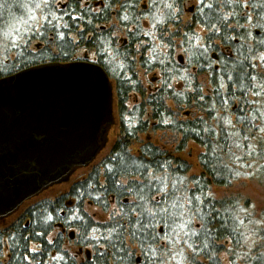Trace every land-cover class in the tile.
Wrapping results in <instances>:
<instances>
[{"label":"trees","instance_id":"trees-1","mask_svg":"<svg viewBox=\"0 0 264 264\" xmlns=\"http://www.w3.org/2000/svg\"><path fill=\"white\" fill-rule=\"evenodd\" d=\"M60 1L63 2L61 7L66 6V2H71ZM83 1L86 0H81L74 13L82 19L78 22L70 21L74 25L79 23L78 29L75 26L72 31L62 29L66 32L64 40L56 39L46 44L34 41L24 51L12 48L10 41L19 39L17 29L25 32L33 23L32 17L41 15V10L32 7L38 0H0V78L45 63L92 61L104 69L113 83L115 100V135L108 154L94 163L85 176L74 181L71 191L66 194V197L75 200L73 218L66 222L58 214L60 207L57 206L60 203L52 206L50 200L43 199L32 206L26 215H22L24 218L21 216L10 226L0 228V248L6 242L10 253L7 264H27L25 256H30L36 263L34 257L39 255L31 251L32 244L47 248L60 246V231L56 243H48V236L55 230L57 223L62 224L63 229L68 226L74 231V247L94 248L95 241L84 237L92 235L93 227L99 226L100 233H103L106 225L116 222L125 225L124 245L120 255L124 251L131 255L120 259V256L111 254L113 250L110 249L107 264H135L136 255L140 257L141 264H144L142 249L147 245H141L136 237L130 235L132 229L127 224V217L121 212L122 205L134 203L136 197L118 187L143 179L127 174L134 171L130 167L133 160L137 163L152 161L164 164V169L153 174L166 176L169 185L176 184L177 189H180L176 195L182 204L187 205V198L191 196L199 197L203 202H197L202 209V218H193L189 225L192 231L199 234L191 238L182 235L181 239L187 240V243H182L181 239L176 241L172 252L174 259L168 260L169 262L264 264V238L257 234L264 227V208L259 215L251 209L249 211L247 199L250 197L245 193L248 187L245 180H241L245 174L242 169L247 168V178L252 181L256 179L258 184L249 186L251 189L254 186L259 188L264 195V170L259 172L263 175H253L249 169L255 160V165L258 164V159L264 155V148L257 147L249 155V149L244 145L249 142L255 144V140L244 141L241 137H235L226 142L231 146L228 147L223 139L225 131L240 132L243 128L237 122L239 113L234 114L231 109L233 106L245 107L239 84L247 85L248 81H237V77L247 72L257 77L254 83L264 84V59H261L264 57V0L200 2L194 21L202 24L209 35L203 44L195 45L196 49L192 46L190 52L186 51L190 55L186 68L177 66L171 55L167 56L168 59L164 58V39L161 38L164 19H158L155 11L152 12V23H156V37L161 39V43L155 48L150 43L142 42L145 37L144 23L147 22L145 19L149 18L151 12L147 14L141 9L140 0ZM94 3L99 5L98 11L91 6ZM209 4L212 5L211 8L207 7ZM114 22L117 23L118 30L125 33L121 43H117L114 37ZM131 26L135 27V32L128 29ZM212 55H215V59H211ZM166 62L168 68L163 67ZM216 64L218 69L214 70ZM191 67H194L193 72L189 70ZM139 71L157 72L162 81V90L145 92L137 74ZM229 75L233 77L232 80L228 79ZM180 81L184 83V87L177 89L175 83ZM221 84L224 86L221 87ZM222 99L227 100V103L222 104ZM255 99L252 91L248 90L247 100L255 102ZM251 107L264 110L259 99ZM184 111L187 115L182 119L181 112ZM245 114L251 118L253 112L249 109ZM223 117L230 118L234 128L229 129ZM150 123H153V129L163 133L157 139L159 142L170 141L180 151L190 144L198 147L197 175H189L195 165L191 166L185 160L172 156L167 152L170 148L168 145L149 144L141 140ZM256 123L264 127V118ZM216 133L220 134L219 137ZM235 140H239L238 147ZM232 164L235 166H231ZM124 180L126 184L123 183ZM112 198L115 199L119 215L112 216L108 222H95L84 213L85 200L95 202L106 212ZM127 210L124 207V211ZM49 215L53 217L52 220L47 219ZM93 250L95 253V248ZM164 259L169 257L165 256ZM71 262L102 264L95 256L90 262L86 260L87 263H79L74 259Z\"/></svg>","mask_w":264,"mask_h":264},{"label":"water","instance_id":"water-1","mask_svg":"<svg viewBox=\"0 0 264 264\" xmlns=\"http://www.w3.org/2000/svg\"><path fill=\"white\" fill-rule=\"evenodd\" d=\"M113 84L91 62L0 78V220L88 168L115 125Z\"/></svg>","mask_w":264,"mask_h":264},{"label":"snow or ice","instance_id":"snow-or-ice-1","mask_svg":"<svg viewBox=\"0 0 264 264\" xmlns=\"http://www.w3.org/2000/svg\"><path fill=\"white\" fill-rule=\"evenodd\" d=\"M80 2L81 0H71V2H66V6L64 7L60 6V0H38V2H34L32 7L41 10V15L32 17L33 23L27 27L25 32H21L19 29L16 30V35L19 39L10 41L12 48H20L27 51L34 41L46 44L56 39L64 40L66 32L63 30L72 31L74 26L77 29L79 28V23H75L74 25L70 21L78 22L82 19L81 16L74 14L77 10L76 6ZM200 2L203 3V0H200ZM167 6L169 8L172 7L171 4ZM121 7L124 6L122 5ZM207 7L211 8L212 5L209 4ZM244 7H247V5H244ZM65 17L69 19L66 20ZM41 37H43V40H40ZM81 38H83V33H81ZM261 59H264V57H261ZM228 79L232 80L233 77L229 75ZM243 80L248 81L247 85L244 83L239 84L241 93L244 96L242 104L245 107L238 106L235 108V111L239 113L237 122L243 128L240 132L225 131L223 139L225 146L228 147L231 146L227 145L226 142L235 137H241L244 141L255 140V144L249 142L244 145L245 148L249 149L248 154L250 155L256 151L257 147L264 148V135H258L264 134V127L256 123L257 120L264 118V110L251 107L255 102L247 100V91L251 90L253 95L259 99L261 106L264 107V84L254 83L257 77L247 72L237 77V81ZM223 86L221 84V87ZM232 95L234 96L235 93H232ZM221 103L226 104L227 100L222 99ZM249 109L253 112L251 118L245 114ZM222 119L229 129L234 128L230 118L223 117ZM205 131H208V129H205ZM216 135L219 137L220 134L216 133ZM234 142L238 147L239 140H235ZM130 167L134 168V171L127 174L143 177L139 182H133L126 186L118 185L123 191L131 192L136 197L134 203L127 206L122 205L121 207V212L127 217V224L132 229L130 235L136 237L141 245H147V247L142 249L144 264H168V261L164 257H169V260L174 259L172 255L173 245L178 239H181L182 235L191 238L199 234L192 231L189 225L193 218H202V209L198 206L197 202L201 204L203 202L200 201L199 197L191 196L187 198V205L182 204L176 195L177 191H180V189H177L176 184L172 183L169 185L166 176L153 174L165 168V165L162 163L152 161L137 163L133 160ZM196 183H199V181H196ZM124 207L128 209L126 212L124 211ZM185 208H187V211H185ZM186 216H188V219H185ZM52 218L51 215L47 217L48 220H52ZM74 218L79 219V217ZM242 223L243 221H241ZM124 230L125 225L116 222L106 225L103 233H100L99 226L93 227L92 235L90 237L86 235L84 238L95 241L93 245L95 248V258L101 261L102 264H107L110 249L113 250L111 254L120 256V259L131 255L126 251H124L122 256L120 255L124 245ZM253 231L255 233V227ZM41 234L36 233V235ZM257 234L264 238V227H261L260 232ZM181 242L187 243V240L181 239ZM48 243L51 244L52 241L49 240ZM101 247H103V251L100 250ZM52 258L58 261L64 260V256L61 255ZM135 264H141V260L138 258Z\"/></svg>","mask_w":264,"mask_h":264},{"label":"flooded vegetation","instance_id":"flooded-vegetation-1","mask_svg":"<svg viewBox=\"0 0 264 264\" xmlns=\"http://www.w3.org/2000/svg\"><path fill=\"white\" fill-rule=\"evenodd\" d=\"M158 1H162V0H158ZM195 1V0H193ZM192 0H164V4H162V8H166L169 12L170 15H166L165 19L162 21L161 24V28H162V35L164 36V42H163V46H165V54H164V58H167L171 55L172 60L174 61V63L177 66L186 68L187 66V60L186 58H188L190 55H186V51L190 52L192 48V46H195L198 42V36L197 34H195L194 31H198L201 29V26L198 24V22H195L194 19L197 16V8L198 6L195 4L192 7L193 8H186V3H192ZM84 3H88V1H83ZM196 2V1H195ZM95 4V3H94ZM171 4L172 7L169 8L167 5ZM142 9V6H141ZM118 10V8H117ZM143 10V9H142ZM168 11L166 13H168ZM182 11L185 13V15L190 17V22L185 24L184 22H182V16L181 13ZM157 27L154 26L150 29V35L152 36V40H149V38H147V36L145 35V37H143V41L145 43H150L153 44L160 42L161 43V39H158V37H156V35H158V33H156V29ZM119 29V28H118ZM130 31L135 32V27L131 26L130 28H128ZM124 40V38H123ZM152 41V42H151ZM119 42V41H118ZM186 45H189V47H187ZM164 49V48H163ZM177 50H181L182 51V56H185V60L182 61V57L181 55H177L175 56V53ZM168 56V57H167ZM211 59H215V55L211 56ZM164 68H168L169 65L168 63H164L163 65ZM214 70L218 69V64H216L214 67ZM190 72L194 71V67H191ZM147 77L149 78L147 80V84L144 83V81L141 80V78H139L142 82V86L145 90V92L147 93H155L158 90H162L160 84H162L161 78L157 75V72H144ZM184 74V73H183ZM175 87L177 89H182V87H184V83L183 82H178L175 83ZM174 107V106H173ZM236 106H233L231 111L234 112V114H236L237 112L235 111ZM182 115V119L186 118V113L181 112ZM150 127L147 128V133L143 134V138L141 137V140L145 143H149V144H156L159 145L160 142L157 139H160L161 136H163L162 132H158L157 130L153 129V123L149 124ZM136 126V125H135ZM162 144V143H161ZM177 145H174L172 147L169 148V150H167L168 153H170L172 156L176 157L179 155H181L183 152H185L186 148H184V150L180 151L178 147H176ZM178 148V149H177ZM71 176V180H72ZM70 180V181H71ZM50 190V189H49ZM48 191V190H47ZM46 191V192H47ZM71 191V185H69V187L66 189V191H59L54 193L53 195H51L50 197H42L43 194H45V192L43 194H40L37 197L34 198H30L27 201H25L19 208L18 210L11 215L10 217L4 219V220H0V228H6L8 226H10L11 224H13L16 220L20 219L19 217H21L22 215H26L27 211H29L32 206L37 205L39 202H42L43 199H48L51 201L52 206L56 203H60L59 206L60 210H58V214L60 216V218H64L65 221L67 222L68 219L71 220L73 218V212L75 210V200L72 197H66L68 195V193ZM67 194V195H66ZM113 205L115 206V213H112L113 217H117V205L115 204V199L112 198L110 200V204L109 207ZM54 209V208H52ZM89 209H92V212L89 211ZM83 210L84 213L91 218L93 221L98 222V223H104L103 221H99V219H97V216H99L101 213L104 214L105 210L99 206L98 204H96L93 201H89L85 200L84 202V206H83ZM100 217V216H99ZM21 218H24V216H22ZM27 224V223H26ZM62 224L57 223L54 226V231L48 236V238L53 242L56 243V239L58 237V232H61L62 235V241H61V245L60 246H52L51 248H47L43 245H36L35 251L33 250V254L39 255L37 258H34V261L36 263H34L31 259L30 256H25L27 257V259H25V262L27 264H72L71 259H74L76 262H86V260L88 262H90L93 258H94V248H91L90 246H84L83 248H78V247H74L73 242L75 240V235H74V231L69 229L68 226H66L65 229H63ZM55 233L54 237L53 234ZM101 251H103V248L101 247L100 249ZM49 252V253H48ZM60 254H59V253ZM31 253V252H30ZM4 254H6L4 256ZM30 255V254H29ZM57 255H61L64 256V260L62 261H58V260H54L52 257H55ZM10 257V253L8 251V247L6 242H3L2 247L0 248V264H7V261ZM44 259V260H42ZM137 257H134V263L137 260ZM42 260V261H41ZM87 263V262H86ZM83 264V263H82Z\"/></svg>","mask_w":264,"mask_h":264},{"label":"rangeland","instance_id":"rangeland-1","mask_svg":"<svg viewBox=\"0 0 264 264\" xmlns=\"http://www.w3.org/2000/svg\"><path fill=\"white\" fill-rule=\"evenodd\" d=\"M193 1V0H192ZM196 1V2H195ZM193 1L192 3H189L187 2L186 3V8H193L192 6L193 5H197L198 7H200V0H195ZM63 4V2L60 1V6ZM162 4H164V0H162L161 2L158 1V0H140V5L142 6V9L145 13L150 14L149 18L148 19H145L147 20V22L144 23V32L143 34L147 36V38H149V40H152V36L150 35V29L154 26H156V23H152L153 20V13L156 12L157 14V17L158 19H162L164 18L165 19V16L166 15H170V12L166 9V8H162ZM93 6L94 10L95 11H98L99 10V5L98 4H94V5H91ZM155 11V12H153ZM168 11V13H166ZM153 12V13H152ZM172 16V15H170ZM182 16V22H184L185 24L189 23L190 22V17L185 15V13L182 11L181 15ZM159 20V21H160ZM201 26V29L200 30H196L194 31L195 34H197L198 36V42L201 44H203L205 42V38L209 35V33L206 31V29L203 28L202 24L200 25ZM114 37L115 39L117 40V43H121V40H123V38L125 37V33L123 31H120L118 30V27H117V23L114 22ZM164 36H161V38H163ZM75 39V38H74ZM119 41V42H118ZM152 42V41H151ZM197 43V44H199ZM153 46H155V48H157V46L159 45V42L158 43H153L152 44ZM195 49H196V46H194ZM181 55V59L182 61L185 60V56H187V54L184 56H182V51L181 50H177L176 53H175V56L177 55ZM194 57V55H193ZM189 58V57H188ZM188 58H186V60L188 61ZM138 76L141 78L142 81H144V83L147 84V80L149 79L147 77V75L145 73H143L142 71H139L137 72ZM257 97L255 99V102H257ZM132 102H130L131 104ZM263 122V121H261ZM254 131V130H253ZM114 135H115V127H113L111 129V131L109 132L108 134V138H107V144L105 146V148L101 151V153L99 154V156L97 157V159H101L102 157H104L105 155L108 154L109 152V149H110V146L113 142V139H114ZM143 138V136H141ZM160 143H163L165 146H169V147H172L174 146L175 144L171 143L170 141H165V142H162L160 141ZM199 149L198 147H195L194 145L190 144L189 146H187L185 152H183L181 155H179V158L182 159V160H185L187 163H189L191 166L192 165H195L192 166L193 168L191 169V171H189V175H197L198 172H199V168L197 166V155L199 153ZM178 158V156H176ZM98 161V160H97ZM261 161V162H259ZM258 164H256V160L254 161V163H252L251 166H249V169L251 170V174H258L260 171H263L264 170V155H261L260 158L258 159ZM251 162L249 161L248 162V165H250ZM231 166H235V165H231ZM242 171L245 173L243 176H242V181L245 180V185H247V189H245V193H247L249 195V199H247V201L249 202L248 205H249V211L250 209L252 210V212L256 213L257 215H259L260 211L264 208V195H263V192L262 190H260L259 188H256L254 186L253 189H251V187L249 185H258L256 183V179L255 181H252V180H249L247 178V174L249 173L248 169L245 168V169H242ZM264 172V171H263ZM88 173V169L87 168H82V169H78L74 172L73 174V177H72V180L68 183H62V184H57L55 186H53L50 190H48L47 192H45V194L42 195V197H50L51 195H53L54 193L56 192H59V191H66V189L69 187V185H71L74 181H76L77 179H79L80 177L82 176H85L86 174ZM260 175H263L262 173H259ZM241 178V177H240ZM252 181V182H251ZM126 184V180H124V182ZM245 204V203H244ZM246 205V204H245ZM115 210V206L111 205L107 211L104 213V214H100L99 216H97V219H99V221H103V222H108L109 220H111L112 218V213H115L114 212ZM89 211L92 212V209H89ZM119 215V211H117V216ZM55 233L53 234L52 237H54ZM49 240V238H48ZM35 248H36V245H33L31 246V251H35ZM33 249V250H32ZM6 254H4L5 256ZM224 256V255H223ZM137 258L140 259L139 256H135ZM169 259H167L166 261H168ZM224 262V261H223ZM168 264H180V263H176L173 262V261H168Z\"/></svg>","mask_w":264,"mask_h":264}]
</instances>
